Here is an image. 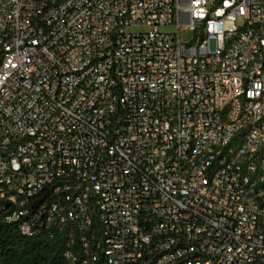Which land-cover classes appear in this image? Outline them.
Segmentation results:
<instances>
[{"label": "built area", "instance_id": "2783aa9c", "mask_svg": "<svg viewBox=\"0 0 264 264\" xmlns=\"http://www.w3.org/2000/svg\"><path fill=\"white\" fill-rule=\"evenodd\" d=\"M0 222L68 264H264V0H0Z\"/></svg>", "mask_w": 264, "mask_h": 264}, {"label": "trees", "instance_id": "16d2710c", "mask_svg": "<svg viewBox=\"0 0 264 264\" xmlns=\"http://www.w3.org/2000/svg\"><path fill=\"white\" fill-rule=\"evenodd\" d=\"M65 247L61 238L27 237L16 223L0 222V264H68Z\"/></svg>", "mask_w": 264, "mask_h": 264}, {"label": "rangeland", "instance_id": "374dc122", "mask_svg": "<svg viewBox=\"0 0 264 264\" xmlns=\"http://www.w3.org/2000/svg\"><path fill=\"white\" fill-rule=\"evenodd\" d=\"M191 37H192V34H189V35H185V36H183V38H184L185 41L190 40Z\"/></svg>", "mask_w": 264, "mask_h": 264}]
</instances>
